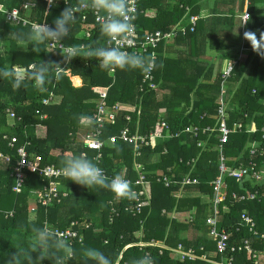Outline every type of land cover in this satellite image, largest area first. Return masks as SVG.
<instances>
[{
    "label": "trees",
    "instance_id": "16d2710c",
    "mask_svg": "<svg viewBox=\"0 0 264 264\" xmlns=\"http://www.w3.org/2000/svg\"><path fill=\"white\" fill-rule=\"evenodd\" d=\"M27 1L34 0H0V5L12 9L21 7ZM35 1L38 16H31V19L37 18L42 22L45 7L41 0ZM70 3H77V0H70ZM259 4H264V0H250L251 18L244 28V38L250 50L226 79L223 77L222 60L239 57V54L227 53L230 44L225 40L226 30L234 26L236 16L245 11L244 0H140L135 23L141 38L148 32L171 30L188 13L199 15L194 30L180 32L175 39L166 45L163 42L158 48L154 70L158 90L149 87L144 82V73L138 70L115 69L111 73L100 68L98 61L83 57L64 63L61 55L54 56L43 49L38 53L31 51L27 39L23 46H28L29 50L25 52L18 48L20 42L9 34H27L32 28L9 23L5 14L0 12V65H6L14 72L15 67L26 68L27 75L32 70L31 65L56 61L62 68L71 69L73 76H80L83 80L81 86H75L66 71H60L57 78L55 69L42 90L35 87L30 79L19 89L12 86L11 79H0V152L3 153L0 156V264H4L7 256L15 252L14 247L31 242L33 225L48 223L64 229L73 220L82 219L91 224L83 231L82 241H70L75 250L70 264H85L79 257L88 247L101 250L113 264H134L145 254L153 258L154 264H211L196 259L181 261L175 259L166 247L141 246L139 243L158 241L168 247H176L180 243L186 248L204 245L206 249H215L209 237L211 227L207 223L208 217L213 214L209 202L213 193L211 181L219 174L217 152L213 150L218 143L215 135L205 148L198 146L201 136L196 138L188 133L181 137L159 139L157 144L143 145L137 160L146 167L152 191L150 203L137 213L126 209L133 200L116 198L106 189H87L68 181L66 177H61L60 181L68 195L48 207L38 203L33 210L35 199L31 191L44 188L49 181L28 170L23 190L16 192L14 168L19 160L18 149L23 146L29 154L41 157L42 166L52 164L62 168V160L73 154L97 157L98 153L88 149L83 139L96 131L97 125H84L81 117L93 118L103 89L108 88L106 101L109 107L118 103L136 106V111L130 113V120L126 119L128 111H119L115 123L105 125L101 137L107 139L119 136L126 126L143 134L157 131L156 122L161 117L174 132L193 124L200 127L214 125L223 83L227 86L229 126L233 127L240 121L247 125L253 121L258 128L253 134L245 128L233 133L225 145L228 157L235 156L248 162L250 153L246 146L255 140H261L264 145L259 130L264 125V47L259 46L264 43V16L257 12ZM65 7L61 1L46 20L52 24ZM84 29L92 32L90 38L81 36ZM257 29L261 31L256 33ZM109 40L101 33L99 24L90 17L87 22H75L64 44L78 47L83 56L91 48L112 47L108 44ZM41 47L47 49V43ZM209 50L225 51L218 57V64L206 57ZM130 53H134L133 50ZM51 93L54 97L45 104L44 99ZM8 109L15 112L14 119L9 118ZM39 126L46 128L44 136L38 134ZM13 137L17 141L11 144ZM134 153L133 143L117 138L114 143L105 145L103 157L99 159L108 175L125 173L126 178L132 179V189L136 187L134 178L138 175L134 168ZM193 158L198 159L194 164L188 163ZM258 159L264 163V157ZM238 161L230 159L228 163L235 165ZM158 174L167 176L169 185L163 180L157 181ZM187 175L197 178L198 182L184 185L183 178ZM226 180L229 210L222 211L219 228L234 230L238 238L252 237L254 247L263 250L264 239L251 235L247 228L241 231H236V228L242 213L247 212L255 219L258 230H264V196L260 200L234 198L233 193L240 194L244 189L255 186L251 181L241 184L232 177ZM37 254L32 253V256ZM235 256V264H255L251 251ZM42 264L51 262L45 260Z\"/></svg>",
    "mask_w": 264,
    "mask_h": 264
},
{
    "label": "built area",
    "instance_id": "2783aa9c",
    "mask_svg": "<svg viewBox=\"0 0 264 264\" xmlns=\"http://www.w3.org/2000/svg\"><path fill=\"white\" fill-rule=\"evenodd\" d=\"M44 4L45 10L51 11L53 8L57 7L61 1L64 2L66 6L70 3V0H57L55 5L49 9L47 0H41ZM140 0H128L129 4V17L128 20L132 25V30L121 40H109L108 44L111 46H119L123 50L130 52L133 50L135 54L148 56H154L156 59L158 57L159 51L158 48L161 46L163 42L165 45L168 42L172 41L177 37V35L182 32H187L188 29L194 30L197 21L199 20V15L188 13L182 21L177 23L171 30L162 31L156 30L152 32H148L143 38L140 37L135 20L137 18L138 5ZM246 9L240 15L241 24L243 29L245 28L247 22L251 18V12L249 10L250 0H244ZM76 4V3H74ZM38 8V4L35 1H27L24 2L21 7H14L12 9H7L6 7L0 5V12L5 14L6 21L12 24H21L23 26L29 25L31 28L40 23L37 18L31 19V16H38L35 13V10ZM190 9H188L189 12ZM11 13L14 17V20L10 19ZM100 13H97L88 8H83L79 13H77V21L87 22L89 18H93L94 21L98 23L97 16ZM42 22L48 23L50 26L51 22L44 19ZM99 24V23H98ZM82 37L90 38L92 36V32L90 30H82ZM67 46V45H65ZM244 46V45H243ZM57 47L55 44H47V49ZM74 47V46H73ZM82 48L84 45L81 46ZM245 48L242 47V50ZM48 52V51H47ZM51 55L59 56V49H55L51 52H48ZM242 58V53H240L238 59H232L227 64L223 72V77L228 78L231 76L234 66L238 63V61ZM33 68V65L30 66V69ZM66 71V73L72 77L71 69L64 67L62 69ZM61 70V71H62ZM16 73H20L26 76V68L15 67ZM115 70H111V73H114ZM155 75L154 70L150 74H144V82L148 84L149 87L158 90L159 85L154 81ZM75 86H77L74 81H72ZM143 88V87H142ZM108 88L105 90H101L100 99L98 102V109L93 116V120L97 125L96 131H92L87 134L83 139L87 148L90 150H94L98 153L97 157L99 159L103 157V149L107 143H114L117 138L122 139L126 142L133 143L134 145V168L137 171V177L134 178V184L136 185L133 190L136 193V198L127 206V210L133 211L135 213L140 212L141 209L150 203L149 199L151 197V181L147 177V171L144 164L137 160L138 157L142 154L143 145H151L157 144L159 139H170L175 137H181L184 133L191 134L192 136L199 138L198 146L199 147H207L209 144V139L215 135L218 139V143L213 147L217 152L218 164H219V174L218 176L211 181V185L213 187V193L209 196V202L212 206L213 214L208 217L207 223L211 227L209 237L210 240L214 243V250L206 249L207 247L202 245L200 248L197 247H185L183 244H178L176 247H168L163 246L162 243L158 241L144 242L139 243L141 246H159L166 247L172 251V255L175 259L186 261L191 259L205 261L211 264H235L236 254L246 251H251L253 253V259L255 264H264V249L258 250V248L254 247V242L252 237H236L234 234V230L227 229L225 227L219 228L218 224L222 218V211H228V204L226 201L228 200V182L226 180L227 177L234 178L237 182L243 184L246 181H251L253 184V188H246L243 192L233 193V197L239 200H260L262 196H264V163L260 162L258 158L264 157V145L260 143L261 140H255L250 142L249 146L247 145V149L250 153L248 162L246 160H242L238 157H228L225 151V145L229 142L230 137L233 133L237 131H242L244 128L248 133H257L258 128L255 123L251 121L249 124L245 125L243 122H236L233 127L229 126V104L226 102L227 95V86L223 83V87L221 89L219 98L217 100L218 110L214 115L216 123L214 125L207 124L203 127L198 125H188L185 128L174 132L171 130V127L167 123L164 118H160L156 122L157 131H151L149 134H143L138 131H132L129 126L124 127L121 130L119 136H112L107 139H103L102 129L107 124L115 123L117 119V114L119 111H128L129 113L126 115V119H131V112L136 111V106L118 103L114 106L109 107L107 104V96H108ZM54 97V94L48 98L44 99V103L48 104ZM10 119H14L16 117L15 112L12 109L7 110ZM82 124L91 125L92 123L88 120H83ZM262 133L261 138L264 140V125L259 129ZM205 135L206 137H202ZM17 141L16 137L12 138V143ZM0 156H3V153L0 152ZM19 160L17 165L15 166L14 176L16 178V185L14 186V190L16 192H21L24 188V184L26 183V175L27 171H31L33 173H39L45 179H48V185L42 189H34L31 191L32 196L35 199V205L32 206V209L35 210L37 204L40 203L45 207H48L54 203H59L64 197L68 195L66 189L62 188V184L60 181L61 177H64L62 174V170L60 167H56L55 165L49 164L46 166L41 165V157L29 154L26 148L20 147L18 149ZM6 159L10 161V157L7 156ZM198 158L191 159L188 163L194 164ZM234 159L239 160L235 165H231L228 163V160ZM106 171V170H105ZM107 173V171H106ZM125 178L127 177L125 173H122ZM128 179V178H126ZM129 182L132 179H128ZM164 181L166 185H169V179L167 176H157V181ZM198 182L197 178H192L187 175L183 178V184H195ZM131 184V182H130ZM113 212H116L115 208H112ZM48 224V223H46ZM90 222L87 219L82 220H73L67 228L61 229L56 228L58 233L67 238L69 241H73L74 239L83 240V231L90 227ZM242 228H247V230L252 233L251 235L260 237L264 239V230H258L255 219L249 215L247 212H243L241 215V221L239 225H237L236 231H241ZM216 256H218L216 258Z\"/></svg>",
    "mask_w": 264,
    "mask_h": 264
},
{
    "label": "clouds",
    "instance_id": "9594fccd",
    "mask_svg": "<svg viewBox=\"0 0 264 264\" xmlns=\"http://www.w3.org/2000/svg\"><path fill=\"white\" fill-rule=\"evenodd\" d=\"M57 0H47L49 9L55 5ZM35 4V0H34ZM83 8H88L97 13L99 29L101 33L111 40L123 39L131 30L132 25L128 20L129 4L128 0H77L76 4H68L61 13L53 19L50 26L46 22H40L29 33H10L9 36L20 42L18 48L27 52L31 45V51L40 52L42 49L51 52L59 49L64 63H69L75 57H83L98 61V66L104 70H138L144 74H150L155 70L157 61L154 56H145L130 53L119 46H98L89 49L83 56L80 49L73 46H65L73 25L77 20V13ZM50 14L49 10L43 11L46 19ZM10 19L14 20L11 13ZM27 39L28 46L24 47ZM55 44L57 47L46 49L41 47L44 44ZM264 47V43L259 45ZM59 77L63 69L60 62L48 61L40 62L33 66L32 70L23 75L14 72L6 65H0V79H11L12 86L19 89L27 79H30L35 87L42 90L44 84L49 79L53 70ZM82 119L95 123L92 117L82 116ZM62 174L77 185L87 189L101 188L111 192L116 198L134 200L136 193L132 189L130 182L123 175H108L101 165L99 157H89L86 154H73L62 160ZM31 242L14 247V253L7 256L4 264H42L43 261H50L51 264H70L75 255V250L71 242L62 237L54 226L49 224L33 225L31 228ZM32 253H38L35 257ZM85 264H113L111 258L95 247H88L83 250L79 257ZM134 264H154L153 258L145 254Z\"/></svg>",
    "mask_w": 264,
    "mask_h": 264
},
{
    "label": "crops",
    "instance_id": "0c3cea01",
    "mask_svg": "<svg viewBox=\"0 0 264 264\" xmlns=\"http://www.w3.org/2000/svg\"><path fill=\"white\" fill-rule=\"evenodd\" d=\"M257 12L258 14L264 16V4L258 5ZM226 31H227V36L225 40L230 44V49L228 50L227 53H230L235 56L238 54L240 55V53H242V57L244 58L249 52L250 48L247 46L246 40L244 38V29L241 25V19L239 15L236 16V24L234 26H229ZM260 31L261 30L257 29L256 33H259ZM242 47L245 49L242 50ZM222 53H225V51L221 52L217 50H209L207 52L206 57L210 58L211 60L213 59L218 64V61H219L218 57H220ZM232 59L234 58H225L222 60L223 70H225V68L227 67V64ZM74 77H77V78H74ZM71 80L74 81V83H75V80H78V82H80V85H77V86H81L83 84V80L80 76L72 75ZM42 128H44V126H42Z\"/></svg>",
    "mask_w": 264,
    "mask_h": 264
},
{
    "label": "rangeland",
    "instance_id": "374dc122",
    "mask_svg": "<svg viewBox=\"0 0 264 264\" xmlns=\"http://www.w3.org/2000/svg\"><path fill=\"white\" fill-rule=\"evenodd\" d=\"M4 44L6 43V42H3ZM223 68V67H222ZM76 83V85H78V83L77 82H75ZM46 128L44 127V128H42V126H39V127H37V131H38V134L40 135V136H44L45 135V133H46ZM213 150H215L214 148H213Z\"/></svg>",
    "mask_w": 264,
    "mask_h": 264
},
{
    "label": "bare ground",
    "instance_id": "6f19581e",
    "mask_svg": "<svg viewBox=\"0 0 264 264\" xmlns=\"http://www.w3.org/2000/svg\"><path fill=\"white\" fill-rule=\"evenodd\" d=\"M75 82H77L78 83V85H80V82H78V80H75ZM76 84V83H75Z\"/></svg>",
    "mask_w": 264,
    "mask_h": 264
}]
</instances>
